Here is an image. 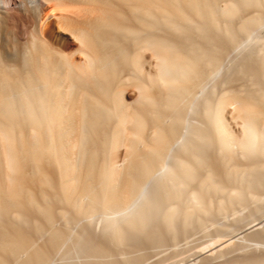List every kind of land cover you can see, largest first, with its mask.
<instances>
[{
    "label": "bare ground",
    "instance_id": "6f19581e",
    "mask_svg": "<svg viewBox=\"0 0 264 264\" xmlns=\"http://www.w3.org/2000/svg\"><path fill=\"white\" fill-rule=\"evenodd\" d=\"M236 209L196 264H264V0H0V264L140 263Z\"/></svg>",
    "mask_w": 264,
    "mask_h": 264
},
{
    "label": "rangeland",
    "instance_id": "374dc122",
    "mask_svg": "<svg viewBox=\"0 0 264 264\" xmlns=\"http://www.w3.org/2000/svg\"><path fill=\"white\" fill-rule=\"evenodd\" d=\"M231 126H232V128L233 129H235V127L237 126V123L235 122V121H231ZM237 211L236 212H234V213H231L230 212V214L228 213L227 214V216H224V215H219V216H215L214 218H212V219H209V220H206V223H205V226L201 229V228H196V229H194V230H192L191 231V233H190V235L188 236L187 235V237H183L182 235L181 236H179L177 239L178 240H176L177 242H175V243H170V241L169 242H166V244L165 245H163V246H158V247H155L156 245L154 244V243H151V244H149V245H146V249L144 248H141L142 250H144V251H141V249H135L134 250V248L133 249H131V250H134V252L133 251H131V250H128L127 251V253H129V254H132L133 255V253H135V254H139V252L141 253L142 252V254L144 255L145 253V258H144V263L143 262H140V263H143V264H182V262H183V260L185 259V258H187V257H192L193 256V254H192V252H194V250H195V252L197 251V249L199 250V251H203L204 249H206V248H209L210 246L209 245H212L213 244V241H214V239L216 238L213 234H208V235H211V236H206L207 235V233L206 232H208L209 230H211L212 231V229L215 227V228H217L218 227V225L220 224L219 222L221 221V223H223V222H227V221H229V219L231 218H234L237 214H239L241 211V209H236ZM235 214V215H234ZM228 219V220H227ZM226 220V221H225ZM209 221V222H208ZM217 223V224H216ZM214 225H216V226H214ZM211 227V228H210ZM213 227V228H212ZM210 228V229H209ZM214 228V229H215ZM214 229H213V231H214ZM203 230V231H202ZM207 230V231H206ZM204 232V233H203ZM186 234H188V233H186ZM185 235V234H184ZM213 236V237H212ZM227 238L228 236H226V235H223V236H221V235H218L217 236V238H216V240L218 239V238H220V239H222V237L223 238H225V237ZM184 238V239H183ZM186 240V241H185ZM189 240V241H188ZM172 242H174V241H172ZM190 243V244H189ZM193 243V244H192ZM187 244V245H186ZM209 244V245H208ZM178 245V246H177ZM153 246V247H152ZM181 246H183L182 248H181ZM205 246H206V248H205ZM195 247V248H194ZM188 248V249H187ZM201 248H202V250H201ZM137 250V251H136ZM184 250V251H183ZM187 250V252H185ZM189 250V251H188ZM207 250V249H206ZM192 251V252H191ZM194 252V253H195ZM197 253V252H196ZM134 254V255H135ZM189 254H192V255H189ZM195 255L196 254H194V256L192 257L193 258V260L194 261H192V259L191 258H187L186 260H184V261H189V259H190V261H189V263L192 261V262H194V264H196L197 262H199V257L198 256H196L195 257ZM155 257V258H154ZM194 257H195V259H194ZM197 258H198V260H197ZM156 259V260H155ZM147 261L149 262V263H147ZM173 261V262H172ZM151 262V263H150ZM154 262V263H153ZM159 262V263H158ZM161 262V263H160ZM191 262V263H192ZM140 263H134V262H132V264H140ZM184 263V262H183ZM188 263V262H187ZM188 263V264H189ZM128 264H130V263H128ZM193 264V263H192Z\"/></svg>",
    "mask_w": 264,
    "mask_h": 264
}]
</instances>
